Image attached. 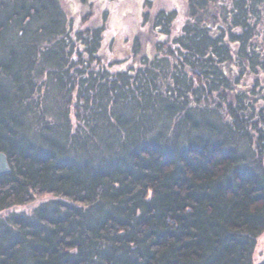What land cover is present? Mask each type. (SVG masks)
Returning <instances> with one entry per match:
<instances>
[{
    "label": "trees",
    "instance_id": "1",
    "mask_svg": "<svg viewBox=\"0 0 264 264\" xmlns=\"http://www.w3.org/2000/svg\"><path fill=\"white\" fill-rule=\"evenodd\" d=\"M74 1L0 0V264H254L264 0Z\"/></svg>",
    "mask_w": 264,
    "mask_h": 264
},
{
    "label": "rangeland",
    "instance_id": "2",
    "mask_svg": "<svg viewBox=\"0 0 264 264\" xmlns=\"http://www.w3.org/2000/svg\"><path fill=\"white\" fill-rule=\"evenodd\" d=\"M94 4L99 5L100 9L102 11L106 10H111L113 8V2L112 0H93ZM124 3H118L119 6V10L117 9L118 12H116V14H118L119 12H121L124 9L128 8L129 10L132 12L131 14H136L137 12L140 13L139 8L141 5V0H122ZM158 1V0H157ZM72 3V7L74 8L75 12H79V8L77 7V4L74 0H67V3ZM106 5V6H105ZM133 8V9H132ZM110 29H113L112 26L110 27ZM112 33V30L110 31V34ZM264 257V235H262L259 239H258V244L256 247V252H255V256H254V264L258 263L260 259H262Z\"/></svg>",
    "mask_w": 264,
    "mask_h": 264
},
{
    "label": "water",
    "instance_id": "3",
    "mask_svg": "<svg viewBox=\"0 0 264 264\" xmlns=\"http://www.w3.org/2000/svg\"><path fill=\"white\" fill-rule=\"evenodd\" d=\"M9 173V165L6 156L0 152V176Z\"/></svg>",
    "mask_w": 264,
    "mask_h": 264
},
{
    "label": "bare ground",
    "instance_id": "4",
    "mask_svg": "<svg viewBox=\"0 0 264 264\" xmlns=\"http://www.w3.org/2000/svg\"><path fill=\"white\" fill-rule=\"evenodd\" d=\"M8 174V173H7ZM4 175H6V174H4Z\"/></svg>",
    "mask_w": 264,
    "mask_h": 264
}]
</instances>
